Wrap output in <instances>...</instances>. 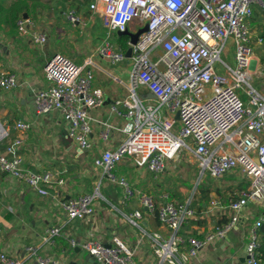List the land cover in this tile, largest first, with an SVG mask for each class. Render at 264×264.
Instances as JSON below:
<instances>
[{
  "label": "built area",
  "instance_id": "obj_1",
  "mask_svg": "<svg viewBox=\"0 0 264 264\" xmlns=\"http://www.w3.org/2000/svg\"><path fill=\"white\" fill-rule=\"evenodd\" d=\"M254 6L264 8V0H92L89 4V10L103 20L108 34L128 31L130 25L132 32L147 27L134 45L128 40L130 59L107 39L96 50L111 65L131 62L127 94L112 103L111 111L121 115L120 109H124L133 124L117 148L105 149L93 159V166L101 169L107 180L123 187L122 204L132 192L126 180L117 179L112 171L126 158L136 168L157 176L165 171L167 162L186 149L195 157L201 175L219 179L238 171L249 183L236 200L224 205L214 198L201 211L188 203L175 205L163 197L157 219L170 234L167 238L159 233L149 237L157 264H187L201 249L222 240L236 227L247 204L264 203V96L250 82L254 53L248 20ZM68 19L72 24L79 21L73 13ZM17 30L36 44L46 43V35L36 32L29 20L18 21ZM229 40L233 44V68L221 59ZM91 65L90 58L80 66L56 54L44 65L48 86L31 89L36 114L59 111L65 137L80 153L93 149L89 112L102 107L105 101L103 90L92 86ZM18 84L15 75L0 71L1 90L11 91ZM241 94L247 101L241 99ZM177 124L180 128L175 134ZM14 129L16 137L0 152V172L41 196H47L54 186L65 185L58 175L33 172L24 166L21 150L30 125L17 121ZM8 138V130L0 124V144ZM95 199V194L80 195L63 201L61 207L67 219H83L94 214ZM142 203L148 211H156L151 198L143 197ZM216 209L230 211L226 224L201 237L179 234L187 221L204 219ZM139 218L135 211L129 223L139 228ZM262 222L258 218L250 228L244 264H261L257 249ZM58 234V228H48L43 241L48 243ZM146 237L141 230L137 245ZM70 245L91 255L97 264H135V249L117 237L106 244L109 246L95 239L80 244L71 240ZM27 253L36 264H66L64 259L40 257L34 247H28ZM0 264H22V259L0 252Z\"/></svg>",
  "mask_w": 264,
  "mask_h": 264
},
{
  "label": "crops",
  "instance_id": "obj_2",
  "mask_svg": "<svg viewBox=\"0 0 264 264\" xmlns=\"http://www.w3.org/2000/svg\"><path fill=\"white\" fill-rule=\"evenodd\" d=\"M85 2L89 13L86 14L88 19L83 17L85 13L77 12L78 15L74 10L66 11L65 7L56 2L45 4L43 0H0V71L15 75L19 82L11 91L0 89V124L9 132L7 141L0 144V152L4 151L8 141L16 137L14 124L17 121L26 122L30 125V129L24 135L21 150L24 166L33 172H50L65 180V185L54 186L48 189L47 196H41L23 183L0 172V252L22 259V264H36L33 257L27 253L28 247H34L40 257L64 259L67 264L69 261H78L85 255L80 248L71 247V240L80 244L87 239H95L109 244L113 237H117L135 249V264H157L149 246V237L153 233H159L167 238L170 234L157 219V209L165 201L163 197L167 196V200L175 205L188 203L196 211L205 209L209 203L207 200L200 201L201 196H195L193 199L189 198L190 196L183 198L185 190L179 185L170 186L172 190L170 189L169 194L158 197L155 193L153 195L150 191L152 186H149L148 181L144 179L147 174L152 173L136 168L133 161L126 158L113 169L120 172L124 167V174L119 177L126 180L132 192L126 203L122 204L123 187L118 183L112 187L106 182L100 188V198L94 200L92 216L69 220L61 207V203L68 198L91 194L90 189L96 184V180L105 178L102 170L95 168L93 163L91 168L85 167L87 158L93 160L105 149L117 148L126 139L127 132L133 124L124 109H120L121 115L111 111L112 103L127 94L131 62L125 61L124 68H116L96 54L99 43L95 44L92 39L86 37L74 43V47L78 50L76 58L71 60L66 53L67 49L71 48L69 39L73 38L74 30L79 29V23L89 29L99 23L100 18L89 10L92 0ZM31 12L37 16L39 24L31 22ZM71 12L79 19L75 24L68 19L67 14ZM14 15L18 18L14 19ZM24 15L26 20L35 25L36 32L46 35L45 44H36L29 35H22L17 31V23ZM45 16L55 21L56 25L47 22ZM67 22H70V27ZM10 24L15 25V31L10 28ZM248 28L254 51L252 77L264 80V8L253 7ZM128 31L132 32V25ZM260 39L262 41L259 43ZM229 42L233 46L232 42ZM56 54L74 63L82 59L77 64L80 66L90 58L92 86L104 92L103 106L89 112L90 142L93 149L88 152L80 153L75 145L66 139L62 115L59 111H53L48 115H38L35 112L31 89L48 86L44 78V65ZM256 89L264 96V84H260ZM72 152H75L76 156L80 155L74 162L68 159ZM81 157L83 160L80 159ZM63 160L68 163H64ZM171 169H174L172 161L165 164V171L160 175H167ZM212 180L216 194L213 188H210L212 191L206 189L208 196L213 194L211 200L218 198L224 205L237 199L239 192L249 184L238 171ZM143 197L152 199L156 211L150 212L143 206ZM199 204L202 208L198 207ZM262 210L264 203L259 206L247 204L241 212L237 226L232 228L222 240L201 249L197 257L187 264H244L245 261L240 259L244 256L248 234L255 220L262 218L264 222V217L260 214ZM135 211L140 214V218L136 219L139 228L129 223ZM230 214L228 209H216L204 219L197 217L187 221L179 234L183 237H201L215 227L226 224ZM51 227L58 228L59 234L45 243L44 232ZM141 230L147 237L137 245Z\"/></svg>",
  "mask_w": 264,
  "mask_h": 264
},
{
  "label": "rangeland",
  "instance_id": "obj_3",
  "mask_svg": "<svg viewBox=\"0 0 264 264\" xmlns=\"http://www.w3.org/2000/svg\"><path fill=\"white\" fill-rule=\"evenodd\" d=\"M44 1H45V4L46 3L52 4V3L56 2L57 4H60L63 7H65L66 11L74 10V11H76V13L77 12L85 13V15H83V17L88 19L86 14H89V13H87L88 12L87 2H85V0H43V2ZM44 12L46 15L47 11L45 10ZM0 15H1V13H0ZM8 15H9V13H8ZM67 15L69 16V13ZM30 19H31V22L39 24V20H38L37 16L35 15V13H32V12L30 13ZM45 19L47 20V22L56 25L55 21L49 20L46 16H45ZM98 22L99 23L97 24V26L92 27V29H89V27H83L82 23H79V29L74 30L75 34H74L73 38L71 37V39H69L71 48L69 50L67 49V52H66L69 55V57L71 58V60L76 58L77 53H78V50L74 47V43L76 41L82 40L85 37L92 39V42L95 44L99 43L98 46L102 45L105 39H107L111 44L118 45V46H122L123 44L126 43V41L128 42V37H126V36L118 37L116 35V33H109L108 34V29L106 28L102 19H99ZM67 25L70 27L71 26L70 22H67ZM10 28L13 31H15V29H16L14 24H10ZM229 41H227L226 45H225V48H226L228 54H226V53L222 54L221 59L225 63H227L231 68H233L234 67L233 46L230 44ZM253 53H254V51H253ZM81 60L82 59L75 62V64H79L81 62ZM124 64L125 63L121 62V63L115 64V66H116V68L121 69V68H124V66H125ZM92 81H93V79H92ZM250 82H251L252 87L255 89L258 88L260 84H264L263 79L256 78L255 76L252 77ZM241 99L244 101H247V99L244 97L243 94H241ZM152 103H154V101H152ZM179 128H180V126H179V124H177L173 129V133L177 134L179 131ZM76 155L77 154L75 152H72L68 156L69 161L74 162L75 159L77 160V158L80 157V155L79 156H76ZM80 159L83 160L82 157ZM63 162L68 163L66 160H63ZM91 163H93V160L90 157H88L87 158V165H86V163L84 165L87 169H89V168H91L90 167ZM172 165L174 166V169L173 170L171 169V171L167 172V175H165V176L157 175L155 177L154 174H147V176L144 177V179L146 181H148V185L152 186L150 191L152 192L153 195L155 193L158 197L159 195L169 194V192L172 190L170 187L172 185H179L182 188H184L185 192H184V196H182L183 198H186L188 196H190L189 198L192 197V199L195 196L200 197L199 191H201L202 189L213 188V192L216 190V188L214 187V184H213V180L210 177H208L206 174L200 175V171L198 169L197 161H196L195 157L192 154H190V152L188 150L182 149L179 152L178 157H176L175 160L172 161ZM123 170H124V167H122L120 172H118L117 170L112 171V174H114L115 177L117 179H119L120 178L119 176L124 174ZM234 173H235V171H234ZM106 182H107V184L111 185L112 187H114V185H116L115 183L110 182L106 178L101 179V180L97 179L96 184L93 187H91V189H90L91 194L92 195L95 194L96 198H100V192H99L100 188L102 187V184H105ZM149 186H148V188L150 189ZM210 191H212V189H210ZM143 192H146V190H143ZM214 194H216V193L214 192ZM176 197L177 196H175V198ZM213 197H214L213 194L211 196H207L206 197L207 202H209L211 200V198H213ZM171 198H173V197H171ZM199 200L203 201L204 199L202 197H200ZM120 241H122V240H120ZM122 242L125 245H127L124 241H122ZM127 246H130V245H127Z\"/></svg>",
  "mask_w": 264,
  "mask_h": 264
},
{
  "label": "water",
  "instance_id": "obj_4",
  "mask_svg": "<svg viewBox=\"0 0 264 264\" xmlns=\"http://www.w3.org/2000/svg\"><path fill=\"white\" fill-rule=\"evenodd\" d=\"M22 19H26V16L24 15ZM147 30L146 25L143 26L142 28L138 29L136 32H129V31H124V32H116V35L118 37L120 36H126L128 37L129 44L134 45L137 42L138 37ZM125 57L127 59H130L131 57V47H128L125 51ZM175 119L178 120V114L175 115ZM201 175V174H200ZM106 245V243H104ZM109 246V245H106ZM80 250L77 251L79 253ZM248 257L246 256V253L244 251V256L240 259L241 261H245ZM97 264L93 257L89 255L88 253H85L84 256H82L78 261H69L67 264Z\"/></svg>",
  "mask_w": 264,
  "mask_h": 264
},
{
  "label": "trees",
  "instance_id": "obj_5",
  "mask_svg": "<svg viewBox=\"0 0 264 264\" xmlns=\"http://www.w3.org/2000/svg\"><path fill=\"white\" fill-rule=\"evenodd\" d=\"M87 1L89 2L90 0H87ZM16 18H18L17 15L16 16L14 15V19H16ZM119 47L121 48V50L126 51V49L128 48L127 41L125 44H123L122 46H119ZM207 192H208V190H206V189H202L201 191H199V194L204 199V201L207 200V198H206L208 196ZM201 206H202L201 204L198 205L199 208H202ZM260 214H261V216L264 217V210L260 211ZM258 234H259V247L257 249V258L261 262V264H264V222H262V224L258 230Z\"/></svg>",
  "mask_w": 264,
  "mask_h": 264
}]
</instances>
